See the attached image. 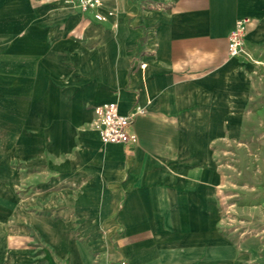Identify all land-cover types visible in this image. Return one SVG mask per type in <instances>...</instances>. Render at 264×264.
<instances>
[{
  "label": "crops",
  "instance_id": "1",
  "mask_svg": "<svg viewBox=\"0 0 264 264\" xmlns=\"http://www.w3.org/2000/svg\"><path fill=\"white\" fill-rule=\"evenodd\" d=\"M49 1L0 11V179L7 193L33 183L56 214L26 219L38 247L10 248L9 264L234 262L231 242L199 230V175L213 138L264 129V0ZM239 19L243 52L228 56ZM110 101L144 108L135 144L93 128Z\"/></svg>",
  "mask_w": 264,
  "mask_h": 264
},
{
  "label": "rangeland",
  "instance_id": "2",
  "mask_svg": "<svg viewBox=\"0 0 264 264\" xmlns=\"http://www.w3.org/2000/svg\"><path fill=\"white\" fill-rule=\"evenodd\" d=\"M50 2L0 0V11L18 13ZM245 131V135L235 139L220 134L209 141L206 147L210 164L199 175V230L216 231L235 248V261L223 264H264V129ZM204 146L199 142V148ZM7 185L6 180L0 179V264H9L8 250L12 247H38L33 239L36 228L26 219L48 222L56 216L55 210L30 200L35 196V185L21 183L18 177L12 180L8 191L16 198L9 209L4 200L8 196ZM15 235L28 238L11 240ZM34 253L28 260L40 259L38 251ZM199 264L211 263L199 257Z\"/></svg>",
  "mask_w": 264,
  "mask_h": 264
},
{
  "label": "built area",
  "instance_id": "3",
  "mask_svg": "<svg viewBox=\"0 0 264 264\" xmlns=\"http://www.w3.org/2000/svg\"><path fill=\"white\" fill-rule=\"evenodd\" d=\"M78 4V7L85 11L98 6L101 0H71ZM244 19L236 22L235 28L228 36V56H235L243 52L242 26ZM144 108L137 106L127 114L119 111L117 101H110L97 105L94 108L93 128L98 132L103 143H120L130 146L136 143V134L131 130L134 117L143 113ZM119 264H125L120 261Z\"/></svg>",
  "mask_w": 264,
  "mask_h": 264
},
{
  "label": "bare ground",
  "instance_id": "4",
  "mask_svg": "<svg viewBox=\"0 0 264 264\" xmlns=\"http://www.w3.org/2000/svg\"><path fill=\"white\" fill-rule=\"evenodd\" d=\"M99 6V5H98ZM98 6H96V7H98Z\"/></svg>",
  "mask_w": 264,
  "mask_h": 264
}]
</instances>
